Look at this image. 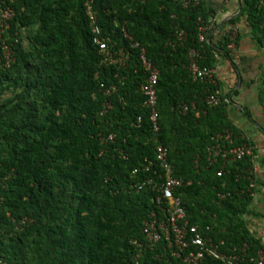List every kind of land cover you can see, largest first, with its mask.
Segmentation results:
<instances>
[{
	"label": "trees",
	"instance_id": "trees-1",
	"mask_svg": "<svg viewBox=\"0 0 264 264\" xmlns=\"http://www.w3.org/2000/svg\"><path fill=\"white\" fill-rule=\"evenodd\" d=\"M5 2L15 16L6 35L9 66L0 40V264H186L166 240L151 246L145 239L158 193L141 186L155 168L143 167L155 161L159 144L168 149L173 176L183 180L174 194L189 222L202 231L209 226L224 249L246 244L248 255L262 249L245 219L253 200L250 156L224 164L211 162L209 151L217 134L244 141L216 87L194 80L188 69L191 49L209 67L215 54L232 52L239 17L222 22L214 41L216 11L204 0ZM87 2L102 36L130 52L124 66L103 62ZM243 3L264 44V0ZM211 24L200 41L201 26ZM180 31L187 34L182 40ZM239 38L237 31L236 45ZM141 48L159 70L156 132L140 90L148 76ZM209 94L219 104L209 106ZM193 102L195 109L179 112L181 103Z\"/></svg>",
	"mask_w": 264,
	"mask_h": 264
},
{
	"label": "built area",
	"instance_id": "built-area-1",
	"mask_svg": "<svg viewBox=\"0 0 264 264\" xmlns=\"http://www.w3.org/2000/svg\"><path fill=\"white\" fill-rule=\"evenodd\" d=\"M14 0H11L13 3ZM184 5L197 4L199 0H182ZM87 4V13L93 33V43L98 46L103 62L110 65L124 66L129 60L130 52L124 48H114L110 37L102 36V28L97 23L96 12L91 8L89 2ZM15 16V10L10 4H6L5 0L0 1V40L2 41V49L6 58L5 65L9 66L12 60V48L6 44L7 31L11 27L10 21ZM215 22V18H213ZM213 26L204 25L200 28V41L206 40L207 31ZM237 28L235 27L231 33V42L228 49L232 52L236 49L235 36ZM127 36V34L125 33ZM184 31H180L178 38L180 40L186 37ZM19 39L15 38L17 42ZM135 46H138L136 43ZM218 58V54H215ZM189 66L194 80L214 81L215 67L201 66L199 64V52L195 49L189 51ZM139 60L144 71L148 74L147 78L141 83L140 90L145 96V106L150 110V121L154 131L159 130V112L157 109L158 97L156 84L158 82L159 70L147 58L146 51L141 48ZM221 98L216 94H209L206 102L209 106L219 104ZM107 108L111 104H106ZM196 108L195 102L191 104L181 103L178 106L180 113H186ZM141 117L138 118V121ZM114 134L108 136V140H113ZM215 143L209 148L211 154V162L221 158L225 164L227 161L242 159L246 156H252V149L249 144L235 145L233 135L228 132L217 134L214 137ZM143 170L149 171L154 166V177H150L142 182L141 186L149 185L153 190L157 191L156 201L158 203V212L154 211L150 217L144 221L145 239L151 246L161 240H166L168 246L172 249L175 257L181 258L186 264H201L206 258H213L223 261L225 264H264V251L260 250L256 255L247 254V245L242 247H229L224 249L225 242L223 240L216 241L208 234L210 227H205V231L200 230L197 225H193L187 219L185 210L182 206L181 199L175 196L174 192L182 186L183 180L173 176V169L168 160V149L159 144L156 149L155 161L146 160ZM138 169L134 170V173ZM222 174V171L218 173ZM224 197V195H220ZM134 243H136L134 241Z\"/></svg>",
	"mask_w": 264,
	"mask_h": 264
},
{
	"label": "crops",
	"instance_id": "crops-1",
	"mask_svg": "<svg viewBox=\"0 0 264 264\" xmlns=\"http://www.w3.org/2000/svg\"><path fill=\"white\" fill-rule=\"evenodd\" d=\"M214 9V38L220 24L239 17L236 25L240 33L236 49L229 55H218L215 77L211 82L226 103L229 119L239 133V140L249 144L253 200L251 212L245 215L252 236L264 251V44L255 37V30L247 20L243 0H204ZM236 145V144H235Z\"/></svg>",
	"mask_w": 264,
	"mask_h": 264
}]
</instances>
